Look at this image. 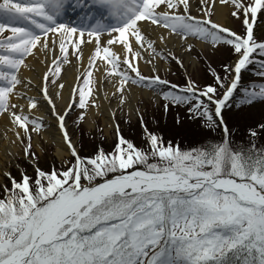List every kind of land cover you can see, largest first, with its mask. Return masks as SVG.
<instances>
[{"label": "rangeland", "instance_id": "374dc122", "mask_svg": "<svg viewBox=\"0 0 264 264\" xmlns=\"http://www.w3.org/2000/svg\"><path fill=\"white\" fill-rule=\"evenodd\" d=\"M251 1L252 0H239V2L236 3L233 0L235 4L234 9L231 10L229 15L232 19L233 27H236L238 32L243 31V3H250ZM196 6L198 10L195 11L191 9V15L202 17L206 4L197 2ZM208 12L210 15L209 17L212 18L211 11ZM183 19L188 20L184 16L182 19H178V23L176 22L175 25H183ZM261 24H264V15ZM185 29L191 32L194 38L210 41L212 46L203 50L196 48L194 45L190 46L189 53H192V59L195 60L194 65L190 63L188 66H185L177 55L170 54L167 62L170 67L163 69L159 74L151 73V75L153 77L161 76L179 85L186 84L188 86L190 81L195 85V88L197 87L199 89L211 85L216 87V90L219 91V87L221 86L223 91L226 86L223 82L227 83L231 78L233 62L239 53L240 47L233 42L229 43L225 36L202 23L186 24ZM1 33L2 30L0 31V38L7 37L6 33ZM257 35L259 39L264 38V29L259 30ZM236 49H238V51L235 53ZM228 63L231 64V67L226 68L225 65ZM220 66L222 67L218 68ZM216 68L222 75L223 82L221 85L217 83L218 79L214 72ZM143 74L146 75V73ZM136 82L141 88L152 90L157 95H161L162 103L159 104L154 100V102L150 101L151 104L147 106L139 104L138 106L141 109V113H139V116L136 118H132L128 113L125 114L122 111L121 114L117 116V122L120 128L117 134H106L102 120L97 121L94 130L86 127L87 106L91 104V95L89 99L79 102L70 114V134L72 140L77 142L78 150L80 148L83 154L87 156L95 153L99 162L103 161L102 165L91 166L89 171L83 166L82 179L88 185L94 184L96 180H99L97 176L103 174L101 171L105 163L104 161L113 163L109 155L117 150V146L115 149V144L117 145L120 132L123 134L125 132L129 141L133 142L135 145L141 146L135 147L131 144L125 146L118 145V151L122 152L124 157L123 159L120 157L119 160L125 163L123 166L129 164V168L135 166V161L131 160L132 154H136L140 151H149L150 147H156L158 145L159 148L164 149L165 147L163 146L178 148L185 145H196V152L191 150L189 151L191 153L183 155L178 159L176 155H174V159L171 157L167 160L160 156L161 158L159 160L168 162L171 167L170 170H167L172 171V173H168L169 175L181 176L185 174L193 176L200 174L199 176H208L211 178L216 177L220 171L230 172L228 174L234 175L231 171L241 168V165L249 156L256 155V153L259 152L264 153V52L258 53L253 58V62L248 68L241 86L242 88L250 82L255 85L258 92H256L255 96L253 95L248 99L245 98L247 93L241 92L235 100H233L230 108L225 111V117L226 120H228L231 132H226L221 128H217L219 133H216L210 129L213 126L216 127V125H213L212 121V125L208 128L201 121L195 119H193L194 121L191 120L190 116L183 113L182 110L185 108L176 104V97L178 95H176L172 89L164 86V84L147 82L138 78ZM142 101L146 102L145 100ZM243 101H247L248 108L236 111ZM178 102H183L182 98H179ZM162 108H166V110L169 111L168 115L163 114ZM146 110H153L154 114H147ZM157 110H160V112H157ZM25 120L31 132L35 129V126L41 123L35 120L34 124H29L28 117ZM39 130L40 128H38L37 131ZM21 135L22 140L18 139L20 144L18 145V154L14 156L15 161L9 163L6 168H4L9 169L11 172L5 174V171L0 170V201H3L0 209V242H4L0 244V262L24 250V247L32 241L34 242L41 231L60 214L69 201L74 200L79 194V192L75 191V181H73V157L70 156L69 158L59 159L55 154V147L45 141L41 133H38V140L41 145L39 149H37L35 137L32 139L31 143L35 151L32 154L34 163H30L24 159V151L29 146L28 140L30 141V134L29 132L27 133V129H25ZM215 136H218V139L213 140L210 138ZM131 147H133L132 150ZM145 156L146 155H143L142 158ZM151 157L155 158V154L151 155ZM173 160L177 161H175L176 167H174ZM25 161L27 163H25ZM51 163L63 165L61 172L66 170L62 179L56 181L57 183L49 181L44 176L47 175L46 172H50V166L56 167L55 165H51ZM207 164L211 165L208 166ZM37 167H39L40 170L43 169V173H37ZM122 171L124 170L113 168L111 173H121ZM237 172L236 176L240 175V169ZM10 173H12L13 178H11ZM60 174L61 173H59V176ZM13 179L16 180L15 185L11 184ZM252 181V183L256 186H260L264 191V175L252 177ZM21 182L25 187L29 186L28 183L31 184L32 188L37 186L38 193L43 197L50 199L60 195L45 206L44 209H35L30 216L23 218L18 211L19 202L22 199L19 198L18 183ZM83 183L84 182H82L81 186H83ZM153 193H149L148 195L150 196ZM129 195L136 194H128V196ZM184 197L185 195L180 198V204L165 202L157 205L151 202L149 212L146 213L143 209L137 210L134 216L137 217L142 214V219L143 221L145 220L141 223L139 222L141 219L137 217V229L145 232L147 227L146 224L150 222L149 225H153L154 222L162 223L163 225L170 223L171 220L178 217L176 210L178 207L181 208L180 205L185 204L186 200L183 199ZM108 199L109 200L103 199L87 206L72 222L61 230L52 245L41 249L28 264H80V261L84 263L86 260L91 259L89 258L90 252L84 248L89 242L102 243L100 246L103 250V243L107 242V238L104 236V233L93 235V231L96 229L95 227L107 224L111 221L123 220L127 216L129 219L130 211L134 210L132 202H135L131 197ZM160 199L161 197L155 194L152 195L151 200H156L157 203ZM251 205L252 204L249 203L245 209L238 206L236 202H232V204L227 207V210L232 214H236L239 218L248 220L243 214L250 216L249 208ZM254 207L256 208L253 211V216L259 215L263 211L260 206ZM216 215L219 216V214ZM180 218L181 221L185 219L183 214ZM126 222L127 220L125 218L124 223ZM206 224L208 226V223ZM126 230L127 226L123 224L122 229L118 232L120 237L117 240L122 237V232L124 234L128 233ZM212 231L215 238L214 246H217L219 244L217 241H219V239L221 241V234L214 230ZM110 241L115 242L112 239ZM61 242H63V244ZM22 245L23 248L16 249L17 246ZM190 247L191 249L189 250L195 254V260L201 261L206 257V255H204L206 251L205 242H197L196 246L193 244ZM12 249L13 251L9 255V251ZM81 251L85 252L84 258L80 255ZM192 256L194 255L191 254V257ZM182 261L184 260L182 259ZM184 262L181 264H184ZM178 264H180V262ZM190 264L193 263L190 261Z\"/></svg>", "mask_w": 264, "mask_h": 264}, {"label": "bare ground", "instance_id": "6f19581e", "mask_svg": "<svg viewBox=\"0 0 264 264\" xmlns=\"http://www.w3.org/2000/svg\"><path fill=\"white\" fill-rule=\"evenodd\" d=\"M131 2L132 4L128 5L121 4L119 8L115 5L109 6L106 19L98 20L97 23L105 26L113 20L115 24L112 26H120L130 21L136 11L135 5L140 4L142 0H131ZM197 2L206 4L203 19H209L218 26L234 32L233 22L229 15L235 5L232 0H148L138 18L133 19L126 28H120L118 32L108 33L105 36L84 35L78 31L82 24L91 20L94 15L91 7L85 6L80 0H27L20 8V15L16 17L18 27L7 34L15 37L24 33L22 39L28 44L33 42L36 32L49 31L50 27L55 24L57 16L67 8H69L70 15L68 21L60 26L64 30L56 31L45 37L39 36L32 46L25 48V51L21 50L29 52L32 48L15 77V92L9 94L13 112L8 110L0 117V170L8 171L4 168L13 161L14 155L18 154L20 144L18 139L22 140L23 130L18 122L15 126L17 117L29 116L32 119L37 118L43 121L46 124V130L43 131L42 137L55 147V154L59 159L68 158L75 152L73 151L74 148L76 150L75 141L71 143L67 140L70 131L69 128L67 129L66 119L63 128H61V119L71 103L78 101L77 95L72 97L73 91L75 88L78 91L84 77L90 81L89 89L92 91L91 104L88 106L85 121L86 127L91 130L95 129L98 120H102L105 133L110 135L116 129V117L122 111L136 118L141 113L139 104L147 106L151 104L150 101L154 102V100L159 103L161 100L159 95L134 84L136 79L129 70L138 65L141 74L146 73V76L153 77L151 73L159 74L163 69L170 67L167 63L170 54L177 55L185 66L190 63L194 65L195 60L192 59V53H189L190 46L194 45L201 50L208 49L211 46L210 41L196 40L191 34L188 36L187 32L175 23L176 17L183 16L184 13L188 14V9L197 10ZM121 8L126 10L119 12ZM208 11H211L212 19ZM74 15L76 17H73ZM263 15L264 10L260 20ZM162 17L165 21H161ZM157 21L161 22L157 23ZM23 26L25 28L21 30L20 27ZM262 29H264V24L256 26V34ZM3 43L1 42L0 45L3 49H7L10 42L5 45H2ZM99 51L102 52V57L97 60L96 54ZM54 54L64 56L63 61L65 62L62 76L57 78L50 75L49 84L47 83L49 90L45 88V92L51 95L52 105H49L41 91L45 73L55 71L51 65L57 58ZM146 112L154 114L153 110H146ZM35 141L36 148L39 149L41 143L38 137ZM136 176L145 180L148 186L165 183V187L177 189L184 184L181 181L167 183L166 180L172 178L169 176L144 174H136ZM132 184L134 182L130 179L118 178L100 185L86 187L88 189L84 188V193L64 209L63 214L70 213L78 207L79 203L89 198L115 191L122 192L126 189L142 190L141 187H129ZM220 187L234 190L249 199L263 200L256 190L237 182L226 181ZM28 252L29 250L17 253L2 264H20Z\"/></svg>", "mask_w": 264, "mask_h": 264}, {"label": "trees", "instance_id": "16d2710c", "mask_svg": "<svg viewBox=\"0 0 264 264\" xmlns=\"http://www.w3.org/2000/svg\"><path fill=\"white\" fill-rule=\"evenodd\" d=\"M191 120H193V119L191 118ZM210 138L213 139V140L217 139L216 137H210ZM90 157L94 158V157H96V154L94 153V154L90 155ZM261 157H263V156L262 155H258V156L253 155V156H249L247 158V160H245V161H247L249 167L251 169H253L255 166H263L261 163H264V160H262ZM111 170H112V165L110 163H106L104 165V174L105 175H110L111 174ZM101 233H102L101 230H97L96 232L93 233V235H99ZM94 244H96L99 247L102 243H100V242H89L87 245L93 246Z\"/></svg>", "mask_w": 264, "mask_h": 264}]
</instances>
